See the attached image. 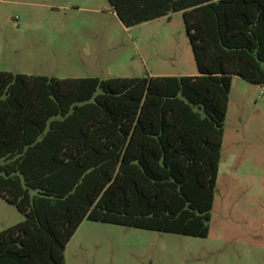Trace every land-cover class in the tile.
<instances>
[{
  "label": "trees",
  "instance_id": "trees-1",
  "mask_svg": "<svg viewBox=\"0 0 264 264\" xmlns=\"http://www.w3.org/2000/svg\"><path fill=\"white\" fill-rule=\"evenodd\" d=\"M126 28L183 13L195 76L0 72V264H66L85 221L208 238L234 77L264 88V0H107Z\"/></svg>",
  "mask_w": 264,
  "mask_h": 264
},
{
  "label": "rangeland",
  "instance_id": "rangeland-1",
  "mask_svg": "<svg viewBox=\"0 0 264 264\" xmlns=\"http://www.w3.org/2000/svg\"><path fill=\"white\" fill-rule=\"evenodd\" d=\"M0 72L195 76L183 13L126 28L107 0H0ZM25 221L0 196V232ZM66 264H264V88L234 77L208 238L85 221Z\"/></svg>",
  "mask_w": 264,
  "mask_h": 264
}]
</instances>
